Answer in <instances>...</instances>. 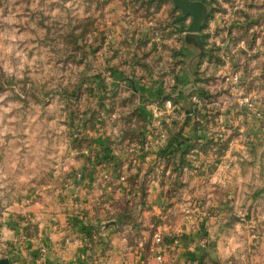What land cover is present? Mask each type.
Here are the masks:
<instances>
[{
	"label": "rangeland",
	"instance_id": "374dc122",
	"mask_svg": "<svg viewBox=\"0 0 264 264\" xmlns=\"http://www.w3.org/2000/svg\"><path fill=\"white\" fill-rule=\"evenodd\" d=\"M198 1L188 63L172 0H0V259L38 234L31 207L64 189L69 145L96 186H123L116 226L146 256L156 232L175 259L212 232L241 254L264 233V0Z\"/></svg>",
	"mask_w": 264,
	"mask_h": 264
},
{
	"label": "crops",
	"instance_id": "0c3cea01",
	"mask_svg": "<svg viewBox=\"0 0 264 264\" xmlns=\"http://www.w3.org/2000/svg\"><path fill=\"white\" fill-rule=\"evenodd\" d=\"M249 12L261 15L264 8ZM255 42L256 45L259 43L260 52L258 51L249 61L262 64L264 38L257 36ZM260 95L259 103L264 111V91H261ZM85 131L89 132V129ZM108 144L107 139L96 138L90 148L95 146L96 154L103 161L113 154ZM68 150L74 169L64 183V189L56 190L55 193L58 195L55 199L46 205L36 203L31 207L34 212L31 220L38 227V234L27 249L18 248L13 253L14 262L11 264H158L153 254L149 253L146 256L136 247H129L119 227L116 226L119 223V208L111 203L123 197L125 194L123 186H115L114 182L113 191H107L108 188L100 185L96 186L91 178L93 171L86 169L87 160L75 158L74 153L77 151L70 145ZM77 172L82 173V178L78 181ZM66 184L68 187L65 188ZM102 225H105L104 230ZM253 236L255 238L253 247L245 241L246 239L251 241L250 237L242 238V254L226 253L224 250L228 252V249L223 248L222 242L226 240L212 232L201 237L206 239L208 243L206 247L201 248L196 242L195 248L188 249L186 255L179 259L172 258L169 249L164 255V264H188L193 259L200 260L201 264H264V233ZM214 243L216 245L211 250L210 245ZM42 245L47 247L44 254L39 251Z\"/></svg>",
	"mask_w": 264,
	"mask_h": 264
},
{
	"label": "water",
	"instance_id": "95a60500",
	"mask_svg": "<svg viewBox=\"0 0 264 264\" xmlns=\"http://www.w3.org/2000/svg\"><path fill=\"white\" fill-rule=\"evenodd\" d=\"M175 7L180 9L182 14L190 16L191 20L186 28L188 42L185 51L188 55V63H193L195 56L199 54L200 39L198 32L200 30L201 22L204 16V4L198 0H172ZM105 225H102L104 230ZM8 259H0V264H8Z\"/></svg>",
	"mask_w": 264,
	"mask_h": 264
},
{
	"label": "built area",
	"instance_id": "2783aa9c",
	"mask_svg": "<svg viewBox=\"0 0 264 264\" xmlns=\"http://www.w3.org/2000/svg\"><path fill=\"white\" fill-rule=\"evenodd\" d=\"M237 74H233L232 76H230L229 78L233 79V80H236L237 79ZM240 104L244 105L245 107H248V108H251L253 107V104L251 102V99L249 96H244L243 98L241 97L240 99ZM168 106H170V101L167 103ZM260 112H258V115ZM77 135V134H75ZM157 142H159V140H156ZM147 144H149L148 142H146L144 144V147L143 149H147ZM87 149L83 150V153L86 154ZM82 173L81 172H77L76 174V178L79 179V177H81ZM121 180H124V177L121 176L120 177ZM68 187V184L65 185V188ZM207 244V241L206 239H201L198 243V246L201 247V248H204ZM169 245H170V242L166 240V238L162 235V233L160 232H156L154 235H153V238H152V244H151V247H150V250L153 254V257L155 258V260L158 262V264H164V255L167 253V251L169 250ZM47 250V247L46 245H42L40 246V253L41 254H44ZM75 264H78V263H75ZM188 264H201L200 263V260L198 259H193L191 261H189Z\"/></svg>",
	"mask_w": 264,
	"mask_h": 264
},
{
	"label": "trees",
	"instance_id": "16d2710c",
	"mask_svg": "<svg viewBox=\"0 0 264 264\" xmlns=\"http://www.w3.org/2000/svg\"><path fill=\"white\" fill-rule=\"evenodd\" d=\"M170 144H171V141H170Z\"/></svg>",
	"mask_w": 264,
	"mask_h": 264
}]
</instances>
